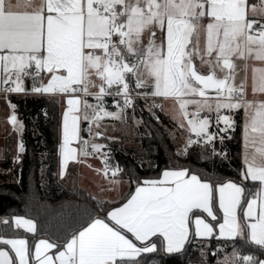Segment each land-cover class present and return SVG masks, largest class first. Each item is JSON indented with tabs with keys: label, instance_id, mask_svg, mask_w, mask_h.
Returning a JSON list of instances; mask_svg holds the SVG:
<instances>
[{
	"label": "snow or ice",
	"instance_id": "obj_1",
	"mask_svg": "<svg viewBox=\"0 0 264 264\" xmlns=\"http://www.w3.org/2000/svg\"><path fill=\"white\" fill-rule=\"evenodd\" d=\"M237 61L245 71L239 82ZM13 94L66 105L57 146L61 179L70 162L95 157L103 165L96 171L110 183L120 182L116 178L126 170L112 162L108 142L123 141L107 134L115 128L105 121L135 130L141 141L163 136L160 128L176 141L179 130L184 143L158 176L129 173L135 189L119 206L108 208L111 201L92 197L93 211L63 236L30 240L19 230L37 237L34 219L0 218V264H151L146 257L160 254L193 264L191 248L200 251L198 264H206L204 251L213 240L256 249L241 256L233 248L223 264H264V0H0V96L18 136L15 167L0 175L15 172L19 184L25 124ZM167 100L173 102V130L155 111L165 112ZM239 110L244 112L241 181H214L180 162L196 150L198 160L211 159L209 150L232 138L228 133L238 125L230 116ZM41 115L49 118L46 110ZM152 148L141 147V161L151 157ZM217 156L227 158L222 149Z\"/></svg>",
	"mask_w": 264,
	"mask_h": 264
},
{
	"label": "trees",
	"instance_id": "obj_2",
	"mask_svg": "<svg viewBox=\"0 0 264 264\" xmlns=\"http://www.w3.org/2000/svg\"><path fill=\"white\" fill-rule=\"evenodd\" d=\"M28 86L30 80H26ZM11 101L17 105L18 119L25 124L23 140L26 146V154L23 158L22 172L20 174L21 183L15 182L16 173L11 175H0V218L7 217L11 219L13 215L19 214L26 218H32L37 223L38 235L33 238L31 234L27 235L30 240L38 239L41 236H63L65 233L78 228L86 219L89 212L93 211L96 200L92 195L80 189L77 185L76 166H71L65 183L59 180L58 167L59 157L57 146L60 143V109L61 102L57 104L49 103L48 98L39 96H17L12 95ZM139 108L144 109L142 102L137 101ZM42 110L48 112V119L41 115ZM160 116L163 125L168 129H173L174 124L168 121L159 110H155ZM141 113L138 111L137 116ZM143 117L148 119V112L145 109ZM233 120L237 122L235 130H230L231 139H227L223 144L217 143L215 150H209L211 159L198 160L197 151H193L187 160L183 157L180 162L197 172L202 173L211 180L219 181H241L240 171L243 163L241 159V111L233 115ZM156 126V121H151ZM38 134L34 135V131ZM215 130V126L210 131ZM140 132L144 129L141 127ZM158 139H141L136 135L134 139L128 140L125 135L120 138V143H111L114 149L112 153V162L118 163L125 169L123 175L118 176L121 179L129 180V173L132 176H139L141 179L154 178L158 176L159 170L163 169L170 162V158L178 150V146L165 132ZM17 137L11 135L4 141V155L7 160H0V172L6 169L14 168L11 163L15 155ZM103 143L106 141L100 139ZM38 141L40 143H38ZM150 144L153 146L151 157L145 156L141 161L139 152L141 147L149 149ZM223 150L227 154L226 159L217 156V152ZM46 154L43 158L41 154ZM2 156V157H3ZM149 162L159 164V168L150 169ZM142 164V166H140ZM43 177V179L41 178ZM251 186V181L244 182ZM135 184L131 183L129 194L133 191ZM128 194V195H129ZM126 195V197L128 196ZM109 203L106 207L111 208L121 203ZM103 203L101 200H99ZM3 229L0 228V232ZM221 245H223L221 247ZM237 248L241 255L256 253L252 246H245L242 242H217L215 240L204 251L203 259L206 264H215L218 257L221 256V250L228 252ZM219 249L218 254L211 255L212 251ZM189 254L192 257L193 264H198L200 251L198 248H191ZM258 254V253H257ZM146 258L151 259V264H184L183 257L175 255H150Z\"/></svg>",
	"mask_w": 264,
	"mask_h": 264
},
{
	"label": "crops",
	"instance_id": "obj_3",
	"mask_svg": "<svg viewBox=\"0 0 264 264\" xmlns=\"http://www.w3.org/2000/svg\"><path fill=\"white\" fill-rule=\"evenodd\" d=\"M237 63L241 69V70H239V75L237 77V82H239V80L245 76V71L242 70L243 66H244V62L243 61H237ZM248 63L250 64V61ZM203 71L206 72L207 69H203ZM248 71H249V69H248ZM247 75H248V72H247ZM90 90L93 92L97 91L94 88H92ZM15 95H17V94H15ZM17 96H22V95H17ZM248 98L249 99L252 98V93H251L250 87L248 89ZM87 99L90 100L91 102L95 101L92 97H87ZM163 103H164V107H165V112H161V113L168 121L173 123V121L171 120V116H172L171 106H173V102L171 100H167V101H164ZM65 107H66V105H64L63 102H61L60 127H61V123H62V112H63ZM189 110L193 111L194 108L190 106ZM224 111H226V110H224ZM239 111H241V121H242V123H241V159H242V163H243L242 124H243V120H244V112H243V110H239ZM8 115H9V108L5 104L3 97L0 96V153L2 151L3 155H4V141L7 137L13 135L12 134V128L7 123ZM202 115H204V114H202ZM230 119L233 120V115L230 116ZM171 130H173V129H171ZM176 131H177L178 137L179 136L183 137V135L180 134L179 130H176ZM60 141H61V136H60ZM89 165H91V167H89ZM71 166H76V168H77L76 180H77L78 187L80 189H82L83 191L87 192L88 194H91L93 197L101 200L102 202L111 201V203H118L122 199H124L126 197V195H128L130 192L131 183H121L122 182L121 180H125V179H121V178L117 177L116 179L119 180L120 182L117 184H113V183H110L109 180L106 179L102 174H99L96 171L97 169L103 168L101 161H93L91 157H88V158H85L80 163L70 162L69 169ZM69 169H68V171H69ZM58 172H59V167H58ZM66 179H67V175L65 176L64 179H61L59 177V180L63 183H65ZM121 184H124V188L121 187L122 186ZM134 189H135V186H134ZM134 189H133V191H134ZM124 201L125 200H123L121 203H123ZM121 203L117 204L116 206H119ZM204 215L206 216V214H204ZM129 236H130V234H129ZM235 249H237V248H235ZM221 251H222L221 256L218 257L215 264H223L225 257H231V255L233 253V249L228 251V252H225L223 250H221ZM237 251H238V249H237ZM238 253H239V255H241L239 251H238Z\"/></svg>",
	"mask_w": 264,
	"mask_h": 264
},
{
	"label": "rangeland",
	"instance_id": "obj_4",
	"mask_svg": "<svg viewBox=\"0 0 264 264\" xmlns=\"http://www.w3.org/2000/svg\"><path fill=\"white\" fill-rule=\"evenodd\" d=\"M252 63L253 62L250 61V64L249 65H251ZM248 75H249V78H250V76H251L250 68H249V71H248ZM97 83H99V82L97 81ZM94 89H96V88H94ZM96 90H98V89H96ZM140 102H142V104L145 107V102L143 100H140ZM91 103H95V101L94 102H91ZM109 110L110 111H115V108L114 107H109ZM171 111H172L171 113L173 114V106H171ZM105 123H110L115 128V131H112L111 129H109V132L107 133L108 135H114V136H117V137H121L122 135H125L128 140L134 139L136 137V131L135 130H127L119 122H109V121H105ZM168 130H170V129H168ZM12 134L15 137L18 138L17 134L13 131V129H12ZM96 142L103 143L100 139L97 140ZM175 143L178 146V148L179 147H182L183 146V143H184V138L182 136H179L178 139L175 141ZM2 156H3V152L1 151L0 157H2ZM91 158H92L93 161H100V159H98V158H95V157H91ZM121 181H122L121 183H130V181H128V180H121ZM121 185H122L121 187L124 188V184H121Z\"/></svg>",
	"mask_w": 264,
	"mask_h": 264
},
{
	"label": "built area",
	"instance_id": "obj_5",
	"mask_svg": "<svg viewBox=\"0 0 264 264\" xmlns=\"http://www.w3.org/2000/svg\"><path fill=\"white\" fill-rule=\"evenodd\" d=\"M13 95H15V94H13ZM11 96H12V95H11ZM106 100H107V103L111 106V104H112V99H111V97H106ZM82 127H83V128H86V127H87L86 123H85V124H82ZM82 135H84L85 138H87V132H83ZM84 159H85V158H82V161H83Z\"/></svg>",
	"mask_w": 264,
	"mask_h": 264
},
{
	"label": "water",
	"instance_id": "obj_6",
	"mask_svg": "<svg viewBox=\"0 0 264 264\" xmlns=\"http://www.w3.org/2000/svg\"><path fill=\"white\" fill-rule=\"evenodd\" d=\"M228 135H229V136H231V134H230V133H228Z\"/></svg>",
	"mask_w": 264,
	"mask_h": 264
}]
</instances>
